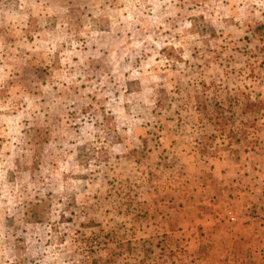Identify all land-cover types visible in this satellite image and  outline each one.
Masks as SVG:
<instances>
[{
  "label": "rangeland",
  "instance_id": "rangeland-1",
  "mask_svg": "<svg viewBox=\"0 0 264 264\" xmlns=\"http://www.w3.org/2000/svg\"><path fill=\"white\" fill-rule=\"evenodd\" d=\"M214 168L264 181V0H0V264H264Z\"/></svg>",
  "mask_w": 264,
  "mask_h": 264
},
{
  "label": "crops",
  "instance_id": "crops-1",
  "mask_svg": "<svg viewBox=\"0 0 264 264\" xmlns=\"http://www.w3.org/2000/svg\"><path fill=\"white\" fill-rule=\"evenodd\" d=\"M214 175L219 177L218 180V185H223V190H224V195L223 196L225 199L224 201L226 202L225 208L231 209V210H238L241 209L243 213L245 212L243 209L246 207L247 204L252 202L253 204H262L261 200V192L264 191V181L261 180L260 178L256 177L257 175L255 169L253 168V171L249 172L248 174L244 173L243 175L239 173V169L234 170L231 174L228 173L227 175H232L231 179H227L226 176L219 172L216 171L214 168ZM245 181V185H240V188H237L236 184H239L240 181ZM221 188V187H220ZM243 188V189H242ZM242 189V190H241ZM248 198V200L245 202L247 203L245 206L243 202ZM239 215V220L240 223L246 222L247 225H252L256 224L257 219L255 218H250L247 215H243L240 213ZM262 232L260 230H257V234L260 236ZM255 239H256V234H255Z\"/></svg>",
  "mask_w": 264,
  "mask_h": 264
},
{
  "label": "trees",
  "instance_id": "trees-1",
  "mask_svg": "<svg viewBox=\"0 0 264 264\" xmlns=\"http://www.w3.org/2000/svg\"><path fill=\"white\" fill-rule=\"evenodd\" d=\"M263 25L261 24L260 27H262Z\"/></svg>",
  "mask_w": 264,
  "mask_h": 264
}]
</instances>
